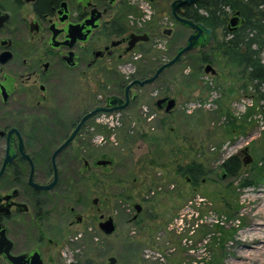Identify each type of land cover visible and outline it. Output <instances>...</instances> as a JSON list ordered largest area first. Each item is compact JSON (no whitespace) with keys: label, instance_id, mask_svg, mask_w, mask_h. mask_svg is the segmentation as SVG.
Instances as JSON below:
<instances>
[{"label":"flooded vegetation","instance_id":"obj_1","mask_svg":"<svg viewBox=\"0 0 264 264\" xmlns=\"http://www.w3.org/2000/svg\"><path fill=\"white\" fill-rule=\"evenodd\" d=\"M175 1L0 0V264H66L61 257L65 221L70 229H83L75 236L76 244L87 247L99 240L95 238L94 214L85 211L80 197L74 206L69 205L71 196L81 184L93 179L89 175L94 165L98 167L99 160H106L95 161L96 141L106 143L103 135L95 136L107 134L108 119L114 115L121 116L125 123L123 116L137 109L141 101L139 92L145 86H134L128 92L127 87L145 78L136 73L127 77L122 72L143 69L154 70L155 74L193 34L189 26L175 18ZM199 1L181 5L176 13L209 29L195 21ZM236 14L239 20L235 31L245 23L235 12L229 25ZM182 30L188 36L170 60L154 56L159 34L174 38L175 32ZM212 40V31L211 36H201L198 45L183 58L197 50L205 55ZM112 97L119 98L121 103L117 105L124 108L89 118L55 159L59 171L55 187L49 191L35 189L32 183L48 186L54 182L53 154L85 116L108 108ZM167 97L156 100L155 112L170 115L156 107ZM157 113L145 109L148 119H154ZM69 152H90L87 156L80 154V175L64 174V168L72 163L66 155ZM95 200L99 202L94 199V206ZM65 208L69 210L68 219ZM139 215H134L132 222ZM110 218L103 214L98 218V230L107 238L112 235L104 234L101 224ZM79 262L69 264H83Z\"/></svg>","mask_w":264,"mask_h":264},{"label":"rangeland","instance_id":"obj_2","mask_svg":"<svg viewBox=\"0 0 264 264\" xmlns=\"http://www.w3.org/2000/svg\"><path fill=\"white\" fill-rule=\"evenodd\" d=\"M178 31L174 38L159 34L154 56L167 61L175 55L188 36ZM198 56V50L191 52L145 86L138 108L123 116L126 122L114 115L108 119L107 134L95 136L106 140L100 145L96 138L95 161L106 159L112 165H94L89 175L93 179L75 190L69 205L80 197L85 211L94 214L99 240L93 246L76 244L75 236L83 229H70L65 221L63 263L107 264L109 257H115L118 264H209L223 251L218 264H264L262 103L253 84L235 67L219 59L208 63L216 75L206 74V64ZM153 72L127 69L122 75ZM165 96L177 101L170 115L155 112L156 100ZM145 109L157 116L148 119ZM80 154L90 152L66 153L72 163L64 168L65 175H80ZM233 156L242 162L241 173L221 178L220 165ZM248 157L251 163L245 164ZM201 162L211 173L197 186L176 174L178 164ZM94 199L99 201L96 206ZM135 205L142 207V213L132 222ZM65 213L68 219L67 208ZM100 214L117 224L109 238L98 230ZM221 230L230 234L223 250Z\"/></svg>","mask_w":264,"mask_h":264},{"label":"trees","instance_id":"obj_3","mask_svg":"<svg viewBox=\"0 0 264 264\" xmlns=\"http://www.w3.org/2000/svg\"><path fill=\"white\" fill-rule=\"evenodd\" d=\"M195 21L203 23L213 33V40L209 46L208 55L199 54L200 63H213L223 60L232 65L246 79L253 84L259 94V102L264 113V0H201L198 3ZM204 10V14H200ZM239 12L245 22L239 30L229 31L231 13ZM189 54L186 55L188 57ZM209 56V57H208ZM211 56V58H210ZM184 59V58H183ZM154 74V73H153ZM147 79V75L142 74ZM124 124V122H123ZM108 133H111L110 131ZM126 137V132L124 131ZM142 138L143 135H141ZM264 162V159H263ZM221 178H237L243 169L241 160L237 156L230 157L220 165ZM211 173L206 164H178L176 174L185 178L192 186H197ZM231 215V214H230ZM222 241L219 243L224 249L229 233L221 230ZM225 241L223 244L222 242ZM225 254L223 251L221 255ZM217 256L209 264H218L222 256ZM220 257V258H219Z\"/></svg>","mask_w":264,"mask_h":264},{"label":"water","instance_id":"obj_4","mask_svg":"<svg viewBox=\"0 0 264 264\" xmlns=\"http://www.w3.org/2000/svg\"><path fill=\"white\" fill-rule=\"evenodd\" d=\"M199 0H176L173 4H172V10H173V14L175 15V18L181 22L182 24L189 26L192 30H193V34L189 37L188 41H187V45L183 48H180L177 52V54L175 55V57L173 59H171L169 62H167L166 64L162 65L153 76H151L150 78L144 79V80H135L133 81L131 84H129V86L127 87V92L133 88L134 86H139V87H144L146 85H150L152 83H154L167 69L179 64L182 61L183 56L192 51L199 43V39L201 38V36L208 34L209 36H211V30L210 29H206L204 28L202 25L196 24L193 21L187 20V19H183L181 17H179L176 13L177 9L181 6V5H191L194 4L195 2H197ZM239 20V14H236L230 21V25H229V30L230 32H234L236 30V26H237V21ZM205 73L206 74H212V75H216V71L214 70V68L211 65H207L205 68ZM128 99V98H127ZM108 108H100L97 110L92 111L91 113H89L87 116H85L83 118V120L81 121L80 125L77 127V129L74 131V133L71 135V137L68 139V141L62 145L54 154H53V164H54V169H55V180L52 184L48 185V186H40L37 184L32 183V186L35 189H39V190H52L55 185L58 182V178H59V171L57 170V167L55 165V159L57 157V155L59 153L62 152L63 149H65L70 143L71 141L76 137V135L78 134V132L80 131V129L83 127V125L85 124V122L93 117L94 115H96L99 112H105V113H113V112H118L120 110H122L124 108V106L120 107L117 104L121 103V100L119 98L116 97H112L108 100ZM129 102V99H128ZM177 106V101L174 98H164L161 99L157 102L156 107L159 110H165L166 113L171 114L175 108ZM245 164H249L251 163V159L248 157L245 162ZM112 165V162L109 160H99L97 162V166L98 167H106V166H110ZM225 176H223L224 178ZM95 204H97V200H95ZM135 209L137 210V216L141 213L142 211V207L140 205H135ZM136 216V217H137ZM135 217V219H136ZM101 229L104 232V234H106L107 236H111L113 235L116 230H117V226L114 222V220L112 218H110L108 221H106L105 223L101 224ZM110 264H117V259L115 257H112L110 259Z\"/></svg>","mask_w":264,"mask_h":264}]
</instances>
